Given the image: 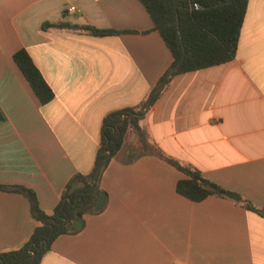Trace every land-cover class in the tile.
Here are the masks:
<instances>
[{
  "label": "crops",
  "instance_id": "1",
  "mask_svg": "<svg viewBox=\"0 0 264 264\" xmlns=\"http://www.w3.org/2000/svg\"><path fill=\"white\" fill-rule=\"evenodd\" d=\"M59 20L74 28H42ZM152 26L140 0H0V184L30 188L52 214L68 179L91 171L104 115L140 104L169 67ZM20 48L53 92L45 104L12 58ZM139 125L152 150L124 162L141 151L127 131L100 175L104 205L39 264H264V217L231 198L178 194L185 175L167 161L264 207V0L247 1L234 58L174 75ZM37 224L24 195L0 190V252Z\"/></svg>",
  "mask_w": 264,
  "mask_h": 264
},
{
  "label": "trees",
  "instance_id": "2",
  "mask_svg": "<svg viewBox=\"0 0 264 264\" xmlns=\"http://www.w3.org/2000/svg\"><path fill=\"white\" fill-rule=\"evenodd\" d=\"M247 1L140 0L150 16L152 29L159 32L172 55L169 67L140 104L122 107L104 115L100 143L91 171L86 174L75 173L68 179L52 214L43 212L35 192L30 188L22 185L0 184V190L24 195L28 200L31 217L38 222L23 245L0 252V264H39L58 235L77 231L71 227L73 221L80 220L82 223L84 214L100 210L93 209L98 194L104 193L99 186L100 175L110 159L120 150L127 131L132 130L135 133L141 151L137 153L129 151L122 159L124 162L131 161L153 148L147 140L146 132L139 125L141 112L152 91L161 84L167 71L178 63L182 55L183 59L167 77L165 84L176 74L232 60L236 53ZM193 4H198L200 7H192ZM177 20L181 39L177 32ZM48 27L72 29L74 24L62 20L42 24V28ZM79 28L92 35L122 32L115 29L96 28L89 24H82ZM12 58L39 102L41 104L49 102L54 96L53 92L25 49L20 48L15 51ZM159 93L160 91L152 95L150 104L157 99ZM167 161L185 175L176 182L175 189L178 194L195 202L208 195L231 198L246 209L264 217V207H256L238 193L205 179L196 169L180 165L172 159Z\"/></svg>",
  "mask_w": 264,
  "mask_h": 264
},
{
  "label": "water",
  "instance_id": "3",
  "mask_svg": "<svg viewBox=\"0 0 264 264\" xmlns=\"http://www.w3.org/2000/svg\"><path fill=\"white\" fill-rule=\"evenodd\" d=\"M192 7H200L198 4H193ZM177 32H178V35H179V38L181 39V36H180V30H179V26H178V20H177ZM183 59V55L182 57L180 58V60L178 61V63L174 66H172L168 71L167 73L165 74L161 84L159 86H157L151 93L150 97L148 98L144 108H143V111L141 112V115H143L149 108L150 106V101H151V98H152V95L158 91H160L163 86L165 85L166 83V79L167 77L176 69L177 65L179 64V62ZM104 202H105V194L103 192H100L97 196V199H96V202L94 204V210L97 211L99 210L103 205H104ZM81 225V222L80 220H75L72 222V229H78Z\"/></svg>",
  "mask_w": 264,
  "mask_h": 264
},
{
  "label": "built area",
  "instance_id": "4",
  "mask_svg": "<svg viewBox=\"0 0 264 264\" xmlns=\"http://www.w3.org/2000/svg\"><path fill=\"white\" fill-rule=\"evenodd\" d=\"M74 9H75V7L72 6V5H70V6L67 8L68 11H73Z\"/></svg>",
  "mask_w": 264,
  "mask_h": 264
}]
</instances>
